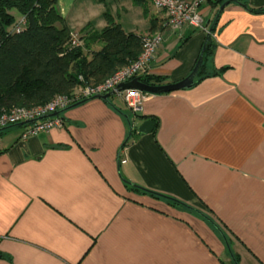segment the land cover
Listing matches in <instances>:
<instances>
[{"label": "crops", "instance_id": "obj_1", "mask_svg": "<svg viewBox=\"0 0 264 264\" xmlns=\"http://www.w3.org/2000/svg\"><path fill=\"white\" fill-rule=\"evenodd\" d=\"M226 1L206 61L217 75L150 94L132 122L153 132H131L121 98L27 139V124L0 132V264H264V0ZM150 5L57 4L74 33L103 29L107 11L128 33H162L150 73L182 80L208 34ZM220 7L200 11L213 23Z\"/></svg>", "mask_w": 264, "mask_h": 264}, {"label": "trees", "instance_id": "obj_2", "mask_svg": "<svg viewBox=\"0 0 264 264\" xmlns=\"http://www.w3.org/2000/svg\"><path fill=\"white\" fill-rule=\"evenodd\" d=\"M133 1L149 17L152 1ZM225 1L210 2L220 6ZM57 4L58 0H0V114L4 109L42 105L58 95H72L80 85L100 84L141 54L143 36L126 32L111 12H105L103 29L88 24L81 33H74ZM211 27L196 84L217 75L216 71L206 73V61L215 45L216 24ZM74 35H78V44H74ZM165 78L150 73L142 80L161 84ZM138 114L130 111V123Z\"/></svg>", "mask_w": 264, "mask_h": 264}, {"label": "built area", "instance_id": "obj_3", "mask_svg": "<svg viewBox=\"0 0 264 264\" xmlns=\"http://www.w3.org/2000/svg\"><path fill=\"white\" fill-rule=\"evenodd\" d=\"M153 6L163 11L167 16V26L181 31L185 26H192L207 34L210 33L211 22L201 13V7L210 3L211 0H151ZM163 42V34L152 33L143 37L142 52L129 65L116 71L106 81L97 85H80L75 88L72 95H58L51 101L42 105L14 107L4 109L0 114V132L5 129L32 121L27 124V129L22 139L47 132L55 127L62 126L64 120L59 115L49 116L55 112L62 111L85 99L92 98L98 94L115 92L127 105L129 110L136 114L141 109L144 101L150 96L149 93L138 89L119 90L118 85L130 81L136 77L150 74L151 63L155 60L157 52ZM78 35H74V44H78ZM2 141L0 137V151Z\"/></svg>", "mask_w": 264, "mask_h": 264}, {"label": "water", "instance_id": "obj_4", "mask_svg": "<svg viewBox=\"0 0 264 264\" xmlns=\"http://www.w3.org/2000/svg\"><path fill=\"white\" fill-rule=\"evenodd\" d=\"M229 3H230V1H226L221 5L219 12L214 19L213 25L216 24L222 10ZM212 27L210 28V33L212 31ZM210 33L207 35L206 42L204 44V47L202 49V52L200 54V57H199L196 65H195V67L193 68L192 72L187 77H185L184 79L179 80V81H175V82H168V83H161V84H148L142 80L141 76H139V77H136L130 81L123 82V83L119 84L118 89L119 90L138 89V90H141L143 92L156 95V94H164V93H170V92H174V91H178V90H184V89L192 88L196 84V77L200 71L202 64H203L204 51L206 49V45H207L208 41L210 40V37H211ZM114 95H115L114 91L108 92L105 94H98L92 98L80 101V102H78L74 105H71L70 107H68L62 111L55 112L49 116L59 115V114L63 113L65 110H67V109H69L75 105H78V104H80L86 100H90L93 98H99V99H102V100L110 103V98ZM127 117H128V119H130L129 116H127ZM31 122L32 121H27V122L23 123L22 125H26V124H29ZM156 124H157L156 121L153 119L145 120L142 124H140L136 127H134V125L132 123H130V130L132 132L134 129H136L138 131V133L144 135V134H148V133L153 132L155 127H156Z\"/></svg>", "mask_w": 264, "mask_h": 264}, {"label": "rangeland", "instance_id": "obj_5", "mask_svg": "<svg viewBox=\"0 0 264 264\" xmlns=\"http://www.w3.org/2000/svg\"><path fill=\"white\" fill-rule=\"evenodd\" d=\"M210 22H211V24H212V21H211V20H210ZM211 24H210V26H211ZM113 99L116 100V103H121V102H122V101L120 100L119 97L114 96ZM121 104H122V103H121ZM133 118H134V117H133Z\"/></svg>", "mask_w": 264, "mask_h": 264}]
</instances>
